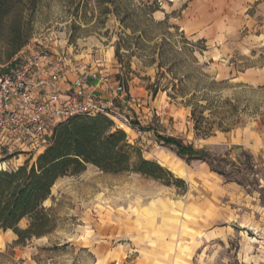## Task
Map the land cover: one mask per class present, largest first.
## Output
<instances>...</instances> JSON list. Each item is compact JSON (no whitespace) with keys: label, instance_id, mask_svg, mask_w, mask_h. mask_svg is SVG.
Here are the masks:
<instances>
[{"label":"rangeland","instance_id":"obj_1","mask_svg":"<svg viewBox=\"0 0 264 264\" xmlns=\"http://www.w3.org/2000/svg\"><path fill=\"white\" fill-rule=\"evenodd\" d=\"M25 23L28 43L121 80L116 127L183 182L88 164L44 202L51 234L20 245L0 228V264H264V0H38ZM20 51L1 35L0 69ZM156 131L212 158L181 157ZM45 148L0 150V169Z\"/></svg>","mask_w":264,"mask_h":264},{"label":"trees","instance_id":"obj_2","mask_svg":"<svg viewBox=\"0 0 264 264\" xmlns=\"http://www.w3.org/2000/svg\"><path fill=\"white\" fill-rule=\"evenodd\" d=\"M37 2L0 0V37L7 38L11 56L28 43L30 34L25 28V17L35 10ZM157 138L174 147L181 157L212 158L207 149L185 143L180 137L158 132ZM30 159L17 168L0 169V228L13 230L17 235L15 244L20 245L49 235L57 228L54 209L44 202L51 196L58 178L80 173L88 164L105 172H137L169 185L183 182L158 161L145 158L141 149L129 142L126 132L103 114L78 115L58 124L44 151L33 163ZM24 218L29 222L21 227Z\"/></svg>","mask_w":264,"mask_h":264},{"label":"built area","instance_id":"obj_3","mask_svg":"<svg viewBox=\"0 0 264 264\" xmlns=\"http://www.w3.org/2000/svg\"><path fill=\"white\" fill-rule=\"evenodd\" d=\"M80 60L30 41L0 69V150L35 154L58 124L78 115L119 119L130 104L125 85Z\"/></svg>","mask_w":264,"mask_h":264},{"label":"crops","instance_id":"obj_4","mask_svg":"<svg viewBox=\"0 0 264 264\" xmlns=\"http://www.w3.org/2000/svg\"><path fill=\"white\" fill-rule=\"evenodd\" d=\"M124 105H128V102H125ZM119 119H116L115 121H118Z\"/></svg>","mask_w":264,"mask_h":264}]
</instances>
